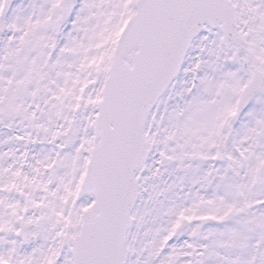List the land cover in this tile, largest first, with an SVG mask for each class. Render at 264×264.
Returning <instances> with one entry per match:
<instances>
[{"label": "snow or ice", "instance_id": "obj_1", "mask_svg": "<svg viewBox=\"0 0 264 264\" xmlns=\"http://www.w3.org/2000/svg\"><path fill=\"white\" fill-rule=\"evenodd\" d=\"M0 264H264V0H0Z\"/></svg>", "mask_w": 264, "mask_h": 264}]
</instances>
